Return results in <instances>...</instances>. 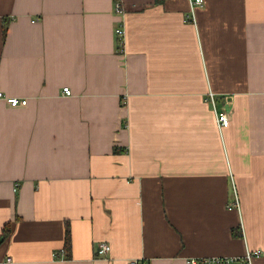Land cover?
<instances>
[{
  "label": "crops",
  "instance_id": "crops-1",
  "mask_svg": "<svg viewBox=\"0 0 264 264\" xmlns=\"http://www.w3.org/2000/svg\"><path fill=\"white\" fill-rule=\"evenodd\" d=\"M115 1L0 0V264H264V0Z\"/></svg>",
  "mask_w": 264,
  "mask_h": 264
},
{
  "label": "built area",
  "instance_id": "built-area-1",
  "mask_svg": "<svg viewBox=\"0 0 264 264\" xmlns=\"http://www.w3.org/2000/svg\"><path fill=\"white\" fill-rule=\"evenodd\" d=\"M204 2V0H194L193 4H198V5H202ZM115 10L116 13L119 15L124 14V8L122 5L121 0H116L115 1ZM115 33H116V41H117V46H118V51L120 53H123L125 51V42H126V29L123 23L118 24L116 26L115 29ZM63 93L65 95H70L71 94V90L69 87H64L63 88ZM213 94L211 93V99L213 100ZM0 98H4L12 107H18V106H23L26 105L28 100L27 99H21L18 97H10V96H6L4 95L3 92L0 91ZM217 121H218V125L220 127H227L230 123V119L227 115V113L225 111H220L217 113ZM111 251V246L109 243L107 242H101L99 244L98 247V255H105L107 253H109ZM261 255V252L259 250L253 251V252H248L247 254V261L249 262V264H251V259L254 256H259ZM210 261V260H207ZM207 261L202 260V261H198V260H191L190 264H199V263H206ZM221 262V259H216V260H211V262Z\"/></svg>",
  "mask_w": 264,
  "mask_h": 264
},
{
  "label": "trees",
  "instance_id": "trees-1",
  "mask_svg": "<svg viewBox=\"0 0 264 264\" xmlns=\"http://www.w3.org/2000/svg\"><path fill=\"white\" fill-rule=\"evenodd\" d=\"M70 247V237L69 232L67 231V237H66V249H69Z\"/></svg>",
  "mask_w": 264,
  "mask_h": 264
}]
</instances>
